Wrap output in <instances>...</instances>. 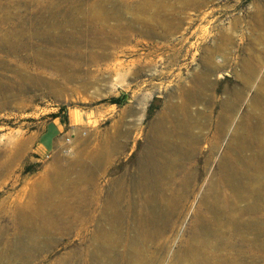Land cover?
<instances>
[{
  "label": "rangeland",
  "instance_id": "374dc122",
  "mask_svg": "<svg viewBox=\"0 0 264 264\" xmlns=\"http://www.w3.org/2000/svg\"><path fill=\"white\" fill-rule=\"evenodd\" d=\"M95 1L106 6L119 4L118 17L109 18L101 27L108 36L119 38L125 34L124 41L92 45L87 37L91 27L86 20L75 27L52 25L53 21L69 20L66 11L77 15ZM141 1L0 0V144L5 148L10 140H27L13 165L0 170V201L23 199L25 188L30 187L27 183L52 168L59 174L61 190L72 183H84L80 185L89 188L93 179L81 182L75 179L77 173L93 167V157L104 153L106 162L96 175L98 183H102L103 196L114 195L118 183L119 201L128 193L132 208H138L146 194L135 188L140 166L145 168L151 191L156 195L155 203L143 205L149 212V221L156 218L160 223L166 218L161 198L189 188L187 184L182 188L181 183H196L192 195L180 200L182 216L178 220L176 214L170 216V222H176L159 239L164 250L157 253V264H197L186 249L188 245L200 247L205 256L202 264H212L215 255L220 264H243L235 259L243 241L222 224L224 217L215 223L208 206L217 201L223 215L232 207L237 215L250 198L236 196L225 183H247L250 191L253 186L261 195L256 216L259 225L264 222V92L260 95L256 91L264 80V23L252 20L257 7L264 21V0ZM153 9L178 15L181 23L164 35L158 26L146 32L138 19L148 22L147 15ZM6 26L20 36L11 38L12 42L23 44L16 51H9L6 37L3 39ZM75 29L84 34L72 40L62 36ZM219 32H226L232 41L220 45L211 55L220 66L209 74L207 109L204 101L193 106L199 113L209 109L207 117L199 114V122L193 128L199 143L189 156L175 161L172 174L159 181L158 186L153 168L141 158L145 155L148 126L163 105L164 88L175 84L177 74L182 82H187L190 74L201 69L203 47L214 45ZM96 51L108 56L89 61L88 57ZM138 60H143L144 65L147 61L153 64L143 66L137 73L124 74L122 68ZM241 60L249 61L255 69L249 86L242 81L247 73ZM153 74L156 77L151 79ZM137 82H142L138 88ZM176 99L172 94L170 100ZM219 113L226 123L220 136L214 130ZM112 140L116 142L114 147ZM3 158L1 152L0 160ZM154 158L159 160L156 155ZM226 169L233 173L231 181L223 175ZM76 193L74 187L68 195L61 192V204L78 199ZM197 212L199 216L195 215ZM61 214V220H73L72 225L61 229V233L52 232L48 246L32 251L26 258L28 264H90L89 259L81 261L80 255L89 249L91 225L82 230L76 213L67 210ZM204 216L212 218L210 223L215 228V236L211 235L207 246L201 243L202 237L194 225ZM131 225L132 217L127 215L119 250L126 244L125 234H133ZM259 232L254 240V252L259 256L255 264H264V234Z\"/></svg>",
  "mask_w": 264,
  "mask_h": 264
},
{
  "label": "bare ground",
  "instance_id": "6f19581e",
  "mask_svg": "<svg viewBox=\"0 0 264 264\" xmlns=\"http://www.w3.org/2000/svg\"><path fill=\"white\" fill-rule=\"evenodd\" d=\"M140 2L142 1L140 0ZM118 5V3H112L110 6H106L95 1L91 5H88L85 10L79 12L81 16L79 13H77V15H72L66 11L65 15L69 16L70 19L61 20V22L53 21L52 25L61 24V26L75 27L81 20H86V23L90 25L89 28L91 27V29L87 28L89 30L87 37L88 42H92V45L93 43L104 45L105 41H107V44L114 43L116 40L124 41L125 34H122L119 38L108 36L106 34L107 31L105 32L104 29H102L103 27H101L109 18L118 17ZM144 9H139L138 11L142 12ZM149 11L150 14L147 15V17H149L148 22L144 18L138 19L142 26L146 28V32L150 31V28L154 31V26H158L164 35L170 32L173 25L179 26L178 24L181 23V18L171 12L168 13L164 10L157 11L155 9ZM72 16L73 18H71ZM262 19L263 18L260 17V11L256 7L252 20L262 25V23H264ZM6 28L8 29L7 26ZM14 33L15 31L12 28L4 30L3 33V39L6 37V44H8L9 51H16L23 45L22 43H16L15 39L20 36L18 37L17 34L14 35ZM83 34L82 31H76L75 29L74 31L71 30V32L64 33L62 36L67 39L71 38L70 40H72L76 35L80 37ZM54 36H56V34ZM11 38H15V41H13L15 43L11 41ZM231 41L232 37L230 35L226 32H219L214 45L203 47V55L200 59L201 69H197L190 74L187 82H182L179 78V74H177L175 84L171 88H164L165 100L159 112L148 126L145 137L146 143L144 145L145 155L141 157L145 158L148 164L153 168V178L158 186H160L158 183L159 181L168 178L172 174V170L177 164L175 161L178 160L179 157L189 156L195 145L199 143L200 138L194 133L193 128L195 124L199 122V114H204L205 117H207L209 115V109L199 113L197 111L198 108L193 106L204 101L206 104L205 108L207 109L210 97L209 93L206 92L211 84L209 74L212 70L220 66V63L212 61L211 55L219 50L220 45ZM87 51H89V49ZM106 56L108 55L104 52L97 53L96 51V53L88 57V60L92 62L95 61V59L98 60L97 58L99 57ZM140 60L136 61L132 66L127 65L125 68H122L124 74L137 73L143 66L153 64L151 61H147L144 65L142 63L143 60ZM171 60H174L173 56ZM46 61L47 60H44L45 63ZM241 65L243 66L244 73H247V76L242 78V81L246 86H249L255 69L252 68L251 63L246 60H241ZM133 67L135 69L131 70ZM100 70L101 69H96L98 72H100ZM98 72L95 74L98 75ZM155 77L156 74H153L151 79ZM141 83L142 82H137L135 87L138 88ZM152 85L156 87L157 84L154 83ZM256 91L260 95H262L261 92H264L263 79L259 82ZM172 94H175L177 97L175 101L170 100ZM76 116L78 115L76 114ZM223 121L222 115L219 113L214 121V130L219 133V136L224 132L226 127V123ZM8 143L9 146L5 148L0 144V154L3 152L4 155V158L0 160V170H8L13 165L18 159L20 152L25 149L27 140L18 138L10 140ZM115 144L116 142L112 140L111 146L113 145L114 147L116 146ZM155 155L158 156V161L155 160ZM102 156L93 157V162L95 161L94 166L86 170L85 168H82V170L79 169L77 173V178L75 179L81 182L93 179L92 183L89 184V188L85 185L81 186L84 183H72L71 185L62 187L61 190V183L57 181L59 179V174H57L56 168H52L40 174L38 178L32 180L30 183H27L30 186L29 188H25L27 191L21 189V191L25 190V197L23 199L19 198L17 201L12 199L10 202L0 201V264H14V262L28 264L27 262H29V260H26V258L32 251L45 249L52 239L49 236L52 232L56 233V231H58L61 233V229L72 225L73 220H61V211L67 210L76 213L75 218L80 223V229L83 230L88 224L92 227L90 238H88L90 240L89 249L86 248L87 250H84L83 253L81 252L80 258L81 256L83 257V259H80L81 261L89 259L90 264H157L158 259H160L157 253L161 254L164 250L159 239L163 231L172 228L176 220L182 216V210L179 211L180 200L184 198L187 199L192 195L196 183H181L182 188L185 187L186 184L189 188H186L183 193H181V191H176L171 193L168 198H161V200L165 202L163 207L167 211L166 218L160 223H158L159 221L156 218L154 221H149V212L145 211L143 205L155 203L156 195L151 191L146 170H143L145 168L142 165L140 166L135 188L146 194L141 198L142 204H139L138 208H132L130 205L131 196L128 193L123 195L122 202L119 201L121 187L118 186V183L115 184L117 191L114 195L110 197L103 196L102 183H98V177L96 176L97 172H99L106 162L107 156ZM220 164H224L223 159L220 160ZM223 175L231 181L230 178L233 176V173L228 172L226 169ZM48 180H50V182H48ZM225 184L236 196H249L250 202H248L241 211L237 212V215H234L236 214V212L233 211L234 207H232L228 214L223 215V211L219 209L217 201H214L211 206H208V210H211L213 220L217 224L220 222L219 219L224 217L222 224L228 225L232 234L239 235L238 237L243 241L235 254V259L243 264H255L259 260V256L254 252L256 249L254 244V240L257 236L256 233L260 231V235L264 234V222L259 225L256 216L258 207L260 206L258 198H260L261 195L253 186H251L250 191V185L247 183ZM73 187L77 191L75 195L78 196V199L73 198V201L61 204V192L68 195L70 189ZM174 214L177 215L176 220L170 222V216ZM127 215L132 217L131 229L133 234L131 237L125 234L124 239L126 244L119 250L118 246L121 242L120 237L122 236L121 233L123 232ZM195 215L199 216V213L197 212ZM242 215H244L245 218L241 217ZM211 220L212 218L208 217L206 219L204 216L200 221L197 220L194 222V225L198 229V234L202 237L200 241L206 246L210 243L211 235L215 236V228H212V224L210 223ZM207 234H209V236H207ZM144 242L147 244L143 247L141 244ZM186 249L190 251L191 257L197 264H202L205 256L199 246L193 248L188 245ZM72 252L74 253V251ZM213 259L214 262L212 264H220L217 255H215Z\"/></svg>",
  "mask_w": 264,
  "mask_h": 264
},
{
  "label": "crops",
  "instance_id": "0c3cea01",
  "mask_svg": "<svg viewBox=\"0 0 264 264\" xmlns=\"http://www.w3.org/2000/svg\"><path fill=\"white\" fill-rule=\"evenodd\" d=\"M47 131V130H46ZM46 131H45V138H48L46 135H47V133H46ZM45 141H47V140H45Z\"/></svg>",
  "mask_w": 264,
  "mask_h": 264
}]
</instances>
